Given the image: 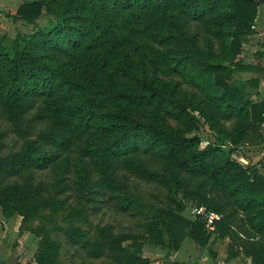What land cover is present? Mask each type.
Instances as JSON below:
<instances>
[{"label": "trees", "instance_id": "1", "mask_svg": "<svg viewBox=\"0 0 264 264\" xmlns=\"http://www.w3.org/2000/svg\"><path fill=\"white\" fill-rule=\"evenodd\" d=\"M263 2L21 5L14 21L37 25L48 16L51 23L14 39L0 26V117L23 140L17 154L0 160L2 214L25 224L70 194L71 218L107 202L139 220L150 206L134 191L142 184L167 201L147 226L146 243L177 252L191 238L210 250L214 235L228 237L226 262L264 264V159L245 165L238 158L264 143V100L260 79L235 78L255 69L242 55ZM47 172L54 197L33 178ZM188 205L221 216L214 230L200 216L185 218ZM32 232L40 239L36 264H59L61 238L94 261L149 264L144 241L109 225L95 240L77 226L43 222Z\"/></svg>", "mask_w": 264, "mask_h": 264}, {"label": "rangeland", "instance_id": "2", "mask_svg": "<svg viewBox=\"0 0 264 264\" xmlns=\"http://www.w3.org/2000/svg\"><path fill=\"white\" fill-rule=\"evenodd\" d=\"M30 1L33 0H0V26L3 34H6L9 39H14L19 33L30 34L36 30L37 27H45L51 23V18L48 16L39 19L37 25L26 24L23 21H14L10 17L17 13L21 5ZM244 64L246 63L244 62ZM250 77L251 73L243 71L237 74L235 78L245 81ZM203 133L204 137L208 139L210 136L209 130ZM206 139L203 146L207 144ZM22 142L23 140L14 134L12 125H10L5 118L0 117V160L17 154L21 149ZM247 155L248 154L245 153L244 156L238 157L245 165L249 163ZM33 178L36 184H43L46 191L50 192L54 197L52 185L55 179L51 173H36ZM136 185L134 184V191L137 193V190H139L144 202L150 205L149 211L139 220L128 216H122V214L116 211L113 205L107 202H100L99 211L96 213L85 208L76 218H71L74 214L75 205L72 204L74 198L70 196V198L67 199L70 194L61 196L58 199L54 197L53 205L51 203L49 207H44L38 217H34L25 224H23V218L13 217L8 219L0 210V257H11L14 261H17L16 258L19 257L24 259L25 263L34 264L40 239L34 235L32 230L41 227L44 222L45 225L52 223L60 228H67L70 226L80 227L94 240L101 238L102 229L107 225L112 226L116 232L138 236L139 240L144 241L141 256L144 259H148L149 264H169L170 262L177 261L191 264H217L218 262L221 264H223V262L224 264H252L250 258L244 257L234 259L232 262L230 261V263L226 262L228 247L229 244H231L230 238L228 237L219 239L214 235L209 244L210 250H208V248L201 249L191 238H186L177 252H169L160 247L146 243L147 226L156 223L157 217L155 214L161 208H165L163 205L167 202L166 194L152 186L142 184ZM194 208V206L188 205L182 215L191 221L195 220L192 214ZM140 225L143 226L141 227ZM55 232L52 234L53 237ZM59 241L61 242V252L58 260L59 264H112L106 259L94 261L87 258L85 254H82L76 248L68 245L64 238H61ZM131 243L132 240L128 241L125 245L130 246ZM213 253L216 254L215 257ZM6 264L11 263L6 262Z\"/></svg>", "mask_w": 264, "mask_h": 264}, {"label": "crops", "instance_id": "3", "mask_svg": "<svg viewBox=\"0 0 264 264\" xmlns=\"http://www.w3.org/2000/svg\"><path fill=\"white\" fill-rule=\"evenodd\" d=\"M255 26V39L253 43L245 46L242 58L246 65H252L255 69L248 73H251V78L260 79V96L258 99L264 100V2L259 4V13ZM246 73V72H245ZM264 133V129H263ZM248 155V161L251 165H257L261 160L264 159V143L259 147H251L245 150ZM17 261H14L11 257H0V264H28L25 260L17 257ZM230 263V262H229ZM36 264V263H34ZM224 264V262H223Z\"/></svg>", "mask_w": 264, "mask_h": 264}, {"label": "built area", "instance_id": "4", "mask_svg": "<svg viewBox=\"0 0 264 264\" xmlns=\"http://www.w3.org/2000/svg\"><path fill=\"white\" fill-rule=\"evenodd\" d=\"M193 216L196 217H201L205 223L206 226L210 229V230H214V225L216 221H219L221 219V216L214 214L212 212H208L206 210V208L201 207V208H195L192 211Z\"/></svg>", "mask_w": 264, "mask_h": 264}]
</instances>
